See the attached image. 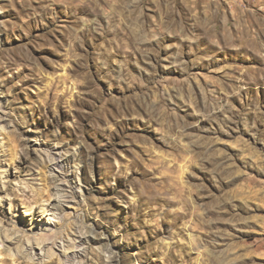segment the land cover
Masks as SVG:
<instances>
[{
    "label": "rangeland",
    "instance_id": "1",
    "mask_svg": "<svg viewBox=\"0 0 264 264\" xmlns=\"http://www.w3.org/2000/svg\"><path fill=\"white\" fill-rule=\"evenodd\" d=\"M119 4L0 0V264H264V0Z\"/></svg>",
    "mask_w": 264,
    "mask_h": 264
},
{
    "label": "bare ground",
    "instance_id": "2",
    "mask_svg": "<svg viewBox=\"0 0 264 264\" xmlns=\"http://www.w3.org/2000/svg\"><path fill=\"white\" fill-rule=\"evenodd\" d=\"M102 1V0H101ZM107 1H110V2H112L113 3V5H114V7L116 8L117 7V5L119 4V2H122V0H107ZM117 4V5H116ZM120 5V4H119ZM118 5V6H119ZM84 6V5H83ZM82 10H85V8H82ZM114 13H116V12H113L112 14H114ZM237 41L239 40L238 38L236 39ZM245 51V50H244ZM177 121V120H176ZM166 122V121H165ZM58 162V165L60 166V167H62L63 165H61L62 163H63V161L61 162L60 160L59 161H57ZM65 163V162H64ZM63 163V164H64Z\"/></svg>",
    "mask_w": 264,
    "mask_h": 264
}]
</instances>
